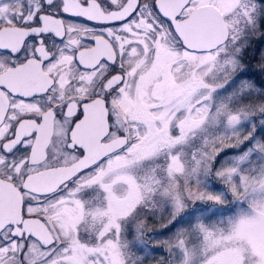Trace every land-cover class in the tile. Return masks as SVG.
Masks as SVG:
<instances>
[{"label": "snow or ice", "instance_id": "1", "mask_svg": "<svg viewBox=\"0 0 264 264\" xmlns=\"http://www.w3.org/2000/svg\"><path fill=\"white\" fill-rule=\"evenodd\" d=\"M261 42L264 0H0V264H264Z\"/></svg>", "mask_w": 264, "mask_h": 264}, {"label": "trees", "instance_id": "2", "mask_svg": "<svg viewBox=\"0 0 264 264\" xmlns=\"http://www.w3.org/2000/svg\"><path fill=\"white\" fill-rule=\"evenodd\" d=\"M263 50H264V42H261L260 44H255L254 43L251 48L247 49V54L249 53L250 56L246 55L247 58H244V59L248 62V64H249V66H250L252 71H256L257 70V68L259 66V61L261 59V55L260 54H262ZM252 57H255V59H251ZM153 226L155 228V231L159 230V232L152 233L153 236H156V235H158L161 232H166L165 229H162L160 227L159 221L154 222ZM158 253H159V250H158ZM156 259H159V254H157ZM146 264H152V261L149 260V261L146 262Z\"/></svg>", "mask_w": 264, "mask_h": 264}, {"label": "rangeland", "instance_id": "3", "mask_svg": "<svg viewBox=\"0 0 264 264\" xmlns=\"http://www.w3.org/2000/svg\"><path fill=\"white\" fill-rule=\"evenodd\" d=\"M262 53H264V50H263ZM260 55H261V54H260ZM247 56H250V54L248 53ZM244 58H247V57L245 56ZM155 232H159V230H158V231L156 230Z\"/></svg>", "mask_w": 264, "mask_h": 264}]
</instances>
